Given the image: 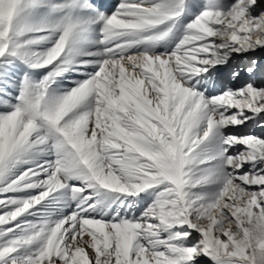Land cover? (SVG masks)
<instances>
[{"label":"snow or ice","instance_id":"1","mask_svg":"<svg viewBox=\"0 0 264 264\" xmlns=\"http://www.w3.org/2000/svg\"><path fill=\"white\" fill-rule=\"evenodd\" d=\"M35 3L0 0V60L52 69L26 74L15 104L0 97L11 109L0 111V183L25 156L55 160L0 187L43 189L0 199L17 205L0 212V264H264V136L224 132L264 128V0L207 8L161 53L185 0H122L110 16L83 0L86 23L103 22L104 47L87 53L79 23L29 25ZM57 32L51 48H30ZM79 55L97 70L55 95ZM49 197L75 208L18 234L17 219Z\"/></svg>","mask_w":264,"mask_h":264},{"label":"bare ground","instance_id":"2","mask_svg":"<svg viewBox=\"0 0 264 264\" xmlns=\"http://www.w3.org/2000/svg\"><path fill=\"white\" fill-rule=\"evenodd\" d=\"M46 0H36L35 6L31 8L28 12L27 16V23L33 27H45L48 28L50 25L58 22L64 21L65 23L72 22V23H79L82 29H85L84 36L86 37V42L80 45L82 52L87 53L90 51H97L104 47V45L95 43L102 39L101 28L103 27V22L96 23V24H88L86 23L87 20L91 19L92 16L90 13L83 12V10L78 6L79 4L83 3V0H47V2H52L55 4V10L49 8L48 3L45 2ZM93 4L96 5L97 8L101 12L106 13L107 15H111L113 12L117 10V6L122 2V0H91ZM153 2H159V0H153ZM232 2V1H231ZM227 0H185L184 5L182 6V15L177 18L178 27L174 30V35L170 36L167 40L161 41L155 48L157 53H161L165 51V46H167L168 51H171L176 44L182 39L184 35V31L186 25L192 21H194L204 10L207 8H214L219 7L221 4H231ZM163 26H161L162 28ZM32 32L26 35L25 37H21V40L39 37V36H49L50 32ZM62 34V32H61ZM60 34V35H61ZM59 35L58 32L52 36V39L48 42L41 43L39 45L30 46V48L39 49L41 51L49 49L50 46L54 43L56 39H58ZM264 51V49L258 50ZM92 58L87 55H79L75 56L74 63L69 67L68 71L64 73H71L75 77H80L78 81H74L73 84L68 83L69 85L66 86L68 90L61 88V86L55 85L53 89H55V95H61L66 91H69L78 86L77 82L85 81L89 78L90 73H94L97 70V67L92 63H83L85 61H90ZM7 63L8 71L3 70V72L8 73L9 79L3 78L0 75V97L5 99H9L12 104H15L14 101L19 94V88L15 85L14 79L15 76L17 78L22 79L25 75H29L34 81H40L43 79L45 75L51 71V67H45L40 69H32L24 62L14 59L12 57H5L3 60H0V69L2 67L1 63ZM58 63V62H54ZM25 67L27 70H25ZM85 68L80 70L79 68ZM83 75L85 78L82 79ZM10 94V95H9ZM10 108H4L0 106V111H10ZM79 109H74V111H78ZM71 115V114H69ZM259 120V118H257ZM253 122V127H259L258 123L255 121ZM225 130V129H224ZM260 134L264 131V129H260ZM29 163H24V160H29ZM44 160H55L54 155H45L41 153H35L33 157L25 156L21 158L20 162L16 163L15 167L11 169V172H14L20 168H30L31 166H35L36 164H42ZM5 175L3 183H0V187H4L8 185L11 179L10 175ZM73 184L79 183L77 181H72ZM209 189H215L218 187L217 185H210L208 186ZM43 189H29L23 192L13 191L12 194L7 195L6 193L0 194V199H3L5 196L8 199H16V195H24V194H31L35 195L38 192L42 191ZM59 191V190H58ZM15 193V194H13ZM58 195V193H54L53 196ZM125 195V194H121ZM141 195L147 196L148 193H142ZM25 196H21L24 198ZM152 203V198L148 199V204ZM63 202H54L52 197L46 198L44 202H42L39 206H34L33 209L30 210L31 213L34 214H25L24 216L17 219L15 223L21 224L22 228L17 230L18 234H25L23 229L27 228L30 224H40L42 222L54 221L55 219L60 218L59 212L62 211L64 216H67L69 213L73 211L75 208V202L72 203L71 207L64 208L62 207ZM128 201H124V205H127ZM122 205V206H124ZM115 207V205H113ZM17 205H7L4 208H0V212H6L8 210L14 209ZM139 207V205H137ZM27 222V223H25ZM13 224L10 222L9 224L5 225V227L11 228ZM11 237L5 238L10 239ZM3 241H0L2 243ZM24 252V250H22ZM19 255V254H14Z\"/></svg>","mask_w":264,"mask_h":264},{"label":"rangeland","instance_id":"3","mask_svg":"<svg viewBox=\"0 0 264 264\" xmlns=\"http://www.w3.org/2000/svg\"><path fill=\"white\" fill-rule=\"evenodd\" d=\"M228 2H231L232 0H227ZM46 3H48L49 5V8H52L53 10H55V4L52 3V2H47V0L45 1ZM85 12V11H83ZM49 32V31H48ZM44 33H47L44 31ZM61 32H58V35H60ZM29 36V35H28ZM30 38V37H28ZM53 46V44L50 46V48ZM8 63V62H7ZM7 63H1L2 67L0 69V75L3 77V78H7L9 79V75L8 73L6 72H3V70H7L8 71V67H7ZM80 70H83V71H86L84 70L85 68H82L80 67L79 68ZM25 70H27V68L25 67ZM86 75H83L82 79H84ZM78 79H81L80 77H75L73 76L71 73H63L62 75L56 77L55 79V83L52 84V89L54 88L55 85H58V86H61V88H64L65 90H68V88H66V86H68L70 84H73L74 81H78ZM13 81H15V85L20 89V83H21V80H22V77L21 78H17V76L14 77V79H12ZM68 82V83H67ZM19 95V94H18ZM17 102L16 100L14 101V103ZM264 115V114H262ZM261 127H253V122L250 120L248 121V123L246 125H243L239 128H233V129H225L224 132L225 134H229V135H258V136H264V131L260 134V130ZM264 129V128H262ZM243 146H237L238 149L242 148ZM34 166H31L30 168H33ZM25 169H28V168H20V169H17L15 170L14 172H11L10 174H7V175H10L11 176V179L9 182H11L15 176L19 175L21 172H23ZM13 191H10L8 193H6L7 195L9 194H12ZM147 192V191H146ZM15 194V193H13ZM31 194H24V195H16V198H21V196H25V197H28L30 196ZM30 249H24V252H27L29 251ZM209 264H211V262H209Z\"/></svg>","mask_w":264,"mask_h":264}]
</instances>
